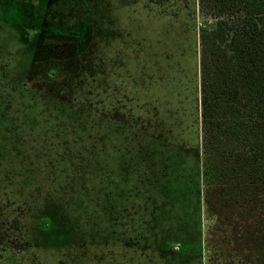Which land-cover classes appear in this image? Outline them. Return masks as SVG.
Wrapping results in <instances>:
<instances>
[{
  "label": "rangeland",
  "instance_id": "rangeland-1",
  "mask_svg": "<svg viewBox=\"0 0 264 264\" xmlns=\"http://www.w3.org/2000/svg\"><path fill=\"white\" fill-rule=\"evenodd\" d=\"M32 1L0 0V227L7 233L0 243L8 237L18 248L4 252L1 246L0 264H260L264 232L253 220L242 224L228 208L214 211L203 204L199 214L198 199H193L188 208L163 215L162 227L151 231L156 221L149 193L137 181L126 144L111 141L110 148L99 137L81 142L70 135V128L41 117L35 102L21 96L19 87L44 80L39 55L32 54L19 29L34 23L28 16ZM38 1L37 14L45 24L75 29L85 18L96 17L91 22L101 28L94 43L97 59L112 75L117 91L112 95L125 100L116 102L126 111L144 108L152 97L154 107L160 106L158 115L168 117L184 100L194 112L199 0ZM47 45L61 51L51 55L55 60L74 48L71 40L48 39L41 44L44 55L50 52ZM93 133L97 136L98 130ZM84 149V158L93 162L111 154L112 186L103 185L107 178L98 177L93 168H85L86 161L71 167L69 158ZM188 161L194 164L192 157ZM15 218L18 232L12 226ZM175 242L189 249L182 253L171 245Z\"/></svg>",
  "mask_w": 264,
  "mask_h": 264
},
{
  "label": "trees",
  "instance_id": "trees-1",
  "mask_svg": "<svg viewBox=\"0 0 264 264\" xmlns=\"http://www.w3.org/2000/svg\"><path fill=\"white\" fill-rule=\"evenodd\" d=\"M37 2L30 3L28 12L34 23L19 29L32 54L39 55L44 80L18 91L35 102L41 117L70 128V135L81 142L99 137L105 146L116 140L126 144L137 181L149 193L156 221L150 230L162 227L163 215L172 216L198 199L199 214L203 204L211 210L228 208L242 224L253 220L264 232V0H199L195 13L201 42L198 106L193 112L192 103L184 100L168 117L157 114L160 106L154 107L152 97L147 108L137 105L126 111L117 104L125 100L113 96L117 91L112 75L97 59L94 43L101 28L91 22L96 17L85 18L75 29L45 24L37 14ZM48 39L73 41L71 55L55 60L51 55L61 51L53 45L45 46L50 52L44 55L41 44ZM175 137L183 145L177 146ZM85 153L87 149L73 153L68 160L71 167L86 161L85 168H93L98 177L107 178L103 185L112 186L111 154L106 153L100 163L84 158ZM124 170L126 174V166ZM12 226L17 232L21 229L17 218ZM3 234L7 235L0 227ZM10 240L2 238V251L18 252ZM171 245L182 253L189 249L188 244ZM262 250L260 264H264V246Z\"/></svg>",
  "mask_w": 264,
  "mask_h": 264
}]
</instances>
